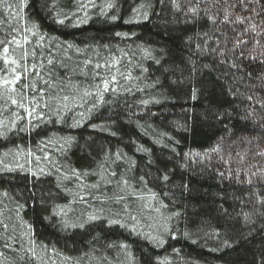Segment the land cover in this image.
<instances>
[{"label":"trees","instance_id":"obj_1","mask_svg":"<svg viewBox=\"0 0 264 264\" xmlns=\"http://www.w3.org/2000/svg\"><path fill=\"white\" fill-rule=\"evenodd\" d=\"M0 41V264H264V0H3Z\"/></svg>","mask_w":264,"mask_h":264},{"label":"snow or ice","instance_id":"obj_2","mask_svg":"<svg viewBox=\"0 0 264 264\" xmlns=\"http://www.w3.org/2000/svg\"><path fill=\"white\" fill-rule=\"evenodd\" d=\"M0 3H3V0H0ZM25 3H26V0H21V6H24ZM172 3H175V0H172ZM53 7H54V5H53ZM82 7H83V5H82ZM106 7H107L108 9H112V8L115 7V5L112 4V3H109V4H107ZM177 7H179V5H177ZM187 11H188L191 15H193V16H196V15L198 14L195 8H190V9H188ZM104 14H106V13H104ZM144 15H145V17H146V13H145ZM65 18H67V17H65ZM111 19H112V20H115V19H117V17H116L115 15H113V16L111 17ZM55 22H56V23H59V24H63V23H64V19H62V18H60L59 16H57V18L55 19ZM125 22L127 23L128 21H125ZM212 22H213V23H216V20L213 19ZM223 22H224L225 24L232 23V21L229 19V16H228L227 14H225ZM240 22L242 23L243 21H240ZM117 35H120V33H117ZM9 43H12V41H9V42H7V43L4 42V41H0V44H3V45H4V47H3V49H2V53H3V55H2V57H0V58L3 59V63H4L5 66H8V65H16L17 67H19L20 65H19L18 61H16L15 59H9V58H8V53H9L8 44H9ZM15 43L17 44V46H20V42H19V41H15ZM247 43H248V41H242V40H240V39H237L236 43H235L234 46H233L232 51H233L235 54L240 55V56L242 57V49H241V52H240V53H236V49H237V48H241V45H246ZM69 47H71V46H69ZM219 54H220V55H223L222 52L219 53ZM23 55H24V57H26V56H27V52H25ZM250 59H253V60H254L255 57H250ZM49 63H51V61H49ZM85 63H86V64H89V63H91V61H85ZM100 67H102V65H100V64H96V65H95V68H96V69H99ZM5 70H7V69H5ZM11 71H12L13 78H12L11 80H9V79H7V78H3V82H2V84H0V86L9 87V88H11L12 91H15V87H14V85L20 81L21 76H20V74H18V73L16 72L15 68H12ZM116 83H117V81H116V79H115V76H112L111 79H106V78H105V79H102V91H103V92H108V91L115 92L116 89H115L114 87H110V85H115ZM100 87H101L100 85H97V88H98V89H99ZM193 97H195V92H193ZM64 99L67 100L68 97H64ZM11 103H12L13 105H17L19 102H18L17 100L13 99V100L11 101ZM144 103L146 104L147 102H144ZM28 114H29V116H31L32 113L29 112ZM217 116H219V113H217ZM165 179H167L166 176H165ZM262 203H264V201H262ZM246 218H247V217H246ZM94 219H95V217H89V220H94ZM117 223H118V222L115 221V220L109 222L110 225H115V224H117ZM80 226L83 227V224H81ZM5 227H7V226L5 225ZM161 243H162V241H161ZM224 246H225V247H231V245L228 244L227 242H225V245H224Z\"/></svg>","mask_w":264,"mask_h":264}]
</instances>
